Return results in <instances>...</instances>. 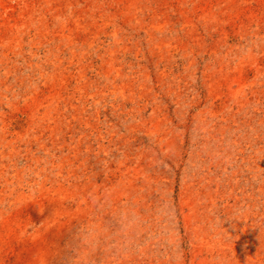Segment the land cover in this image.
<instances>
[{
    "label": "rangeland",
    "instance_id": "rangeland-1",
    "mask_svg": "<svg viewBox=\"0 0 264 264\" xmlns=\"http://www.w3.org/2000/svg\"><path fill=\"white\" fill-rule=\"evenodd\" d=\"M0 264H264V0H0Z\"/></svg>",
    "mask_w": 264,
    "mask_h": 264
}]
</instances>
